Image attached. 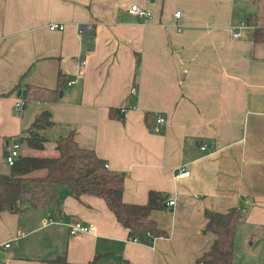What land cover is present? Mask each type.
Returning a JSON list of instances; mask_svg holds the SVG:
<instances>
[{
  "label": "crops",
  "instance_id": "1",
  "mask_svg": "<svg viewBox=\"0 0 264 264\" xmlns=\"http://www.w3.org/2000/svg\"><path fill=\"white\" fill-rule=\"evenodd\" d=\"M132 5L152 19L130 15ZM242 22L255 27L236 38ZM256 29L264 33V0H0V174L7 144L49 110L41 153L53 156L36 157H57L55 142L73 135L124 175L127 202L146 204L152 190L167 196L151 214L166 237L142 244L103 199L78 201L58 186V208L0 213V264L62 255L196 264L216 238L205 212L230 210L243 215L233 264H264V40ZM59 74L66 84L56 100L15 110L29 85L58 89ZM155 113L168 120L161 133L152 130ZM186 166L191 175L175 178ZM74 221L94 233L70 236Z\"/></svg>",
  "mask_w": 264,
  "mask_h": 264
},
{
  "label": "trees",
  "instance_id": "2",
  "mask_svg": "<svg viewBox=\"0 0 264 264\" xmlns=\"http://www.w3.org/2000/svg\"><path fill=\"white\" fill-rule=\"evenodd\" d=\"M263 36V31L255 30L256 40H264ZM65 84L64 75L59 74L58 89L29 85L21 98L25 105L54 101ZM17 89L18 87L14 90ZM52 125V113L49 110L42 111L33 124L17 137L20 145L29 149L44 150L49 140L43 132ZM55 145L57 157L20 154L10 167V173L0 174V213L9 211L19 214L27 209L58 208L61 205L58 186H63L68 189L69 195L78 201H81L83 196L103 199L119 223L130 230L137 242L150 244L154 238L166 237L167 234L163 233L151 218L153 211L166 207L167 196L164 193L152 190L146 204L129 203L124 197V175L110 169L95 150L79 146L73 135L59 138ZM205 217L206 228L216 238L210 250L201 256L196 264H233L236 228L243 220V215L238 210L224 213L206 211ZM49 262L100 264L98 256L88 263H71L66 255L58 256Z\"/></svg>",
  "mask_w": 264,
  "mask_h": 264
},
{
  "label": "built area",
  "instance_id": "3",
  "mask_svg": "<svg viewBox=\"0 0 264 264\" xmlns=\"http://www.w3.org/2000/svg\"><path fill=\"white\" fill-rule=\"evenodd\" d=\"M128 13L130 15H133L135 17H138L139 19L143 20L144 22H147L149 20L152 19V13L145 9L140 7L139 5H132L129 9H128ZM181 13L177 12L175 14L176 18H180ZM179 26V25H178ZM250 27H255V25H251L248 24L246 22H242L241 25L239 26V28L237 30H235L234 32V37L239 38L241 36V30L246 29V28H250ZM65 26L64 24H57V23H53L50 27V29L52 31H58V30H64ZM74 82H70V84H73ZM25 105L24 100H19L16 104H15V110L20 112L23 107ZM122 112H126V109H123ZM155 119H156V124L153 126V131L154 132H162L165 127L168 124V120L166 118V116L162 113H155ZM20 143L18 141V139H14L11 143L7 144V152L8 155L6 157L7 159V163L9 166L14 165L15 161L17 160V158L20 156ZM206 147L203 146L202 150H205ZM190 171L188 169V167H183L180 170L177 171L175 178L179 179L181 177H189L190 176ZM176 204V201H169L168 202V206L172 207ZM68 230H69V234L71 236H79L81 234H90V233H94L95 228L92 225H86L84 223H82L81 221H74L71 222L70 224H68ZM163 238V237H160ZM6 247H10V244L7 243L5 245ZM202 264V263H199Z\"/></svg>",
  "mask_w": 264,
  "mask_h": 264
},
{
  "label": "rangeland",
  "instance_id": "4",
  "mask_svg": "<svg viewBox=\"0 0 264 264\" xmlns=\"http://www.w3.org/2000/svg\"><path fill=\"white\" fill-rule=\"evenodd\" d=\"M20 100H22V99H20ZM25 150H27V148L25 146H22L21 149H20V152L22 154H24V155H27L28 151L27 152H24ZM30 153L31 154H34V156H42V155L53 156V155H50V153H44V152L41 153V151L34 150V149H30ZM3 173H6V174H9L10 173V168H9V166L7 164L5 165V170L3 171Z\"/></svg>",
  "mask_w": 264,
  "mask_h": 264
},
{
  "label": "bare ground",
  "instance_id": "5",
  "mask_svg": "<svg viewBox=\"0 0 264 264\" xmlns=\"http://www.w3.org/2000/svg\"><path fill=\"white\" fill-rule=\"evenodd\" d=\"M22 100H23V99H22ZM23 108H24V107H23ZM21 111H22V110H21ZM21 111H20V112H21ZM154 116H155V115H154ZM152 128H153V127H152ZM152 130H153V129H152ZM156 133H157V132H156ZM159 133H161V132H159ZM20 149H21V147H20ZM20 154H21V152H20ZM7 155H8V152H7ZM6 157H7V156H6ZM6 161H7V159H6ZM7 164H8V163H7ZM10 167H11V166H10ZM181 168H183V167H181ZM181 168H180V169H181ZM180 169H178V170H180ZM178 170H177V171H178ZM177 171H176V173H177ZM176 173H175V175H176ZM190 175H191V174H190ZM181 178H186V177H181ZM167 206H168V203H167ZM70 236H71V235H70ZM7 248H8V247H7Z\"/></svg>",
  "mask_w": 264,
  "mask_h": 264
},
{
  "label": "water",
  "instance_id": "6",
  "mask_svg": "<svg viewBox=\"0 0 264 264\" xmlns=\"http://www.w3.org/2000/svg\"><path fill=\"white\" fill-rule=\"evenodd\" d=\"M62 94H63V93L61 92V93H60V96H62ZM19 96H20V93H19Z\"/></svg>",
  "mask_w": 264,
  "mask_h": 264
}]
</instances>
